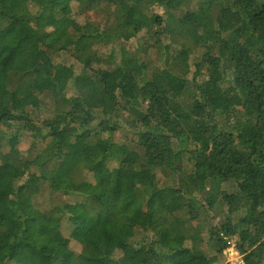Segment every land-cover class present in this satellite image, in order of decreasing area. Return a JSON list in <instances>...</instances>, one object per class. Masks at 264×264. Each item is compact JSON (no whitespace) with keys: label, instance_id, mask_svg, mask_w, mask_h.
Segmentation results:
<instances>
[{"label":"trees","instance_id":"obj_1","mask_svg":"<svg viewBox=\"0 0 264 264\" xmlns=\"http://www.w3.org/2000/svg\"><path fill=\"white\" fill-rule=\"evenodd\" d=\"M44 189L76 200L39 219ZM224 237L264 264V0H0V264H221Z\"/></svg>","mask_w":264,"mask_h":264},{"label":"rangeland","instance_id":"obj_2","mask_svg":"<svg viewBox=\"0 0 264 264\" xmlns=\"http://www.w3.org/2000/svg\"><path fill=\"white\" fill-rule=\"evenodd\" d=\"M151 5H152L151 9L155 14L160 15L163 13L162 8L157 7L156 4H151ZM135 47H136V42L134 41V39H129V40L120 39L115 44V54H114L115 55V59H114L115 62L119 63L123 59L124 55H127L130 52H133ZM58 61L59 62H65L66 64H74L76 74H79L81 72V66L79 64L75 63L74 60L70 57V54H68V53L62 54V56L60 58H58ZM184 62H185V64L189 65V61L187 58L185 59ZM24 109L25 110L29 109L30 111L33 110L34 113L40 114L41 116H44L46 114L43 109H42L43 111L42 110L36 111L37 108H33L30 105H28V107H26ZM68 131L71 134H75L76 129L74 127H70L68 129ZM123 137H124V133H121V132H117L114 136L115 140H118V141L123 140L124 139ZM18 138H19L18 139L19 140V145H18L19 149L21 151H27L30 147V144H31V138L25 134L21 135ZM40 147H41V144H39L37 146V149H39ZM80 147H81V140L79 138L76 141V144L74 145V150L78 151L80 149ZM226 190H229V189H226ZM75 200L76 199L72 196H62L59 194H51L46 189H44L43 194L36 201V205L37 204L39 205V210L41 211L38 213L37 217L39 219H43L44 218V212H47L49 210L54 209L57 204H61L64 202H72ZM221 219L222 218L218 217L215 222H218ZM61 227H62V232L64 233V235L67 238H70V247L72 249H74L75 251H79L80 250V244L78 243L79 241L77 240V238L74 237L73 233H71V226L65 221L64 218L61 219ZM221 257H222V259H224L223 255Z\"/></svg>","mask_w":264,"mask_h":264},{"label":"built area","instance_id":"obj_3","mask_svg":"<svg viewBox=\"0 0 264 264\" xmlns=\"http://www.w3.org/2000/svg\"><path fill=\"white\" fill-rule=\"evenodd\" d=\"M226 247L223 250L222 264H245L243 256L237 250V240L234 237H224Z\"/></svg>","mask_w":264,"mask_h":264}]
</instances>
